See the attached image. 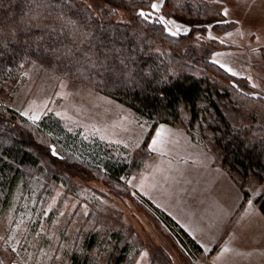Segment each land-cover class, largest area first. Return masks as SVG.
<instances>
[{
    "label": "rangeland",
    "instance_id": "obj_1",
    "mask_svg": "<svg viewBox=\"0 0 264 264\" xmlns=\"http://www.w3.org/2000/svg\"><path fill=\"white\" fill-rule=\"evenodd\" d=\"M152 3L159 4L160 10L147 11L151 20L163 26L160 17H164L165 22L175 20L180 26L177 34L173 35L164 27L173 36L193 33L195 45L201 52L207 51L212 63L223 65L232 75L235 73L240 80L238 91L249 99L264 102V0H153ZM225 10L231 19L241 24L228 22ZM119 15L122 17L125 13L119 12ZM167 27L172 32L177 31L171 23ZM229 68L232 71H228ZM219 104L232 124L240 121L247 124L242 113L236 114L225 105L227 101H219ZM1 115L14 118L18 127L32 133L35 143L49 146L52 154L66 164L73 163L69 153L76 154L79 160L78 156L82 155L91 160L93 156L88 148L102 147L113 161L134 166L119 182H111L85 165L79 173L71 171L68 182L45 177L40 185L36 183L31 187L30 198V193H26L21 201L19 193L15 194L0 215L3 258L0 264H68L70 254L82 249L87 233L100 234L99 241H102L108 229L122 231L132 239V249L124 264H155L156 253L165 254L171 264H209L201 247L199 254L186 252L156 210L172 218L138 191L137 176L151 158H156L154 162H159L160 166L152 188L169 190L168 177L182 179L183 175L190 182L185 185L174 181L177 193H204L203 186H207L204 181L207 182L209 173L203 174L204 168L195 166L199 157L193 162L187 157L199 152L208 163L215 162L213 166L223 168L226 183L239 189L245 200L259 206L257 201L264 198V180L254 175L245 180L240 173L224 165L212 134L203 131L200 123L191 126L189 111L184 107L177 124H160L152 129V122L139 118L133 109L113 97L62 77L37 76L24 70L17 79L0 81ZM32 116L39 119L33 122ZM45 119L59 122L73 137V145H68L59 135H54L55 143L43 138L40 132L44 130ZM157 131L163 133L162 144H157L153 150L152 140ZM139 153L143 162L149 155L140 170L141 165L133 162ZM171 165L181 168L182 173L172 171ZM200 177L201 185H193ZM177 193L171 191V194ZM114 248L115 241L106 238L104 245L97 244L91 255L100 264H107Z\"/></svg>",
    "mask_w": 264,
    "mask_h": 264
},
{
    "label": "trees",
    "instance_id": "obj_2",
    "mask_svg": "<svg viewBox=\"0 0 264 264\" xmlns=\"http://www.w3.org/2000/svg\"><path fill=\"white\" fill-rule=\"evenodd\" d=\"M152 2L0 0V81L17 79L24 70L62 77L115 98L152 122V129L177 124L184 107L191 126L200 123L203 131L212 134L224 165L245 180L253 175L264 180V102L238 91L240 80L212 63L207 51L195 45L193 33L173 36L159 22L141 17L140 11L147 13ZM119 12L125 15L120 17ZM223 100L236 114L242 113L247 124H232L219 104ZM0 117V215L15 194L21 201L26 193L30 198L31 187L45 177L68 182L71 171L79 173L87 165L109 181L119 182L134 166L113 161L102 147L88 148L93 157L88 160L82 155L85 161L78 156L83 162L69 153L73 163L66 164L49 146L35 143L32 133L18 127L14 118ZM42 123L43 138L55 143L59 135L73 145V137L59 122L45 119ZM133 162L141 165L138 170L145 164L140 153ZM257 202L264 214V198ZM156 211L186 252L201 253L177 223ZM100 237L87 233L82 249L70 254L68 264H100L91 252L97 244L102 247L106 238L115 241L107 264H124L132 249L131 237L114 229L105 230L102 241ZM154 260L171 264L163 253H156Z\"/></svg>",
    "mask_w": 264,
    "mask_h": 264
},
{
    "label": "crops",
    "instance_id": "obj_3",
    "mask_svg": "<svg viewBox=\"0 0 264 264\" xmlns=\"http://www.w3.org/2000/svg\"><path fill=\"white\" fill-rule=\"evenodd\" d=\"M227 18L228 22L241 24L228 15ZM187 157L191 162L199 157L195 166L203 167V174L209 173L207 182L204 181V185L207 183L203 186L204 193H177L174 181L185 185L190 182L183 175L182 179L173 175L168 177L169 190L152 188L156 173L160 171L159 162H154L156 158H151L137 176L138 191L167 213L202 248V255L209 264H264V214L259 206L245 200L239 189L226 183L225 171L218 165L213 166L215 162L208 163L199 152ZM171 167L172 171L182 173L181 168ZM195 183L193 185H201V177ZM178 190L181 192L182 188ZM171 191L177 194H171Z\"/></svg>",
    "mask_w": 264,
    "mask_h": 264
},
{
    "label": "snow or ice",
    "instance_id": "obj_4",
    "mask_svg": "<svg viewBox=\"0 0 264 264\" xmlns=\"http://www.w3.org/2000/svg\"><path fill=\"white\" fill-rule=\"evenodd\" d=\"M151 8H152V9H155L156 11H159V10H160V5L157 4V3H152V4H151ZM139 15H140L141 17H144L145 19L148 18V13H146V12L143 11V10L140 11ZM224 15H225V16L228 15L227 10L224 11ZM160 20H161L162 23H164V27H165L169 32H171L173 35H175V34L178 33L180 26L177 24V22H176L175 20H171V21H167V22H165L164 17H160ZM168 23H171V24L175 25L176 28H177V31H176V32H172V29H168V27H167ZM187 30H188V29H185V31H187ZM222 67H224V66L222 65ZM228 71H232V70L229 68ZM233 75H235V73H233ZM31 119L33 120V122H35L36 120L39 119V116H32ZM161 128H163V126H161ZM162 135H163L162 131H157V132H156V138L152 140V147H153V150H156V147H155V146H156L157 144H162V141L160 140V137H161ZM249 203H251V201H249ZM13 251H15V249H13Z\"/></svg>",
    "mask_w": 264,
    "mask_h": 264
}]
</instances>
